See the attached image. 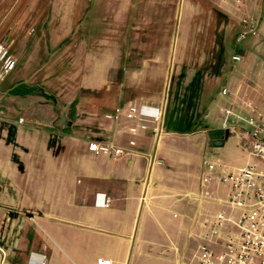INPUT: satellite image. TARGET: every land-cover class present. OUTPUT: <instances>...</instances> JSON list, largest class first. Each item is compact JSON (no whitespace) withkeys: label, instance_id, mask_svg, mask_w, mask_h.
Masks as SVG:
<instances>
[{"label":"crops","instance_id":"1","mask_svg":"<svg viewBox=\"0 0 264 264\" xmlns=\"http://www.w3.org/2000/svg\"><path fill=\"white\" fill-rule=\"evenodd\" d=\"M216 2L237 34L231 62L206 74L197 96L189 100L205 112L204 128H195L192 115L171 118L164 102L135 100L120 107L122 112L130 104L163 107L165 134L157 147L150 130L141 131L123 115L109 119L115 108L102 114L109 105L99 94L79 91L65 106L59 92L55 100L49 98L52 93L40 92L44 88L35 85L49 84L48 67L35 69L32 57L20 59L11 46L17 66L8 76L14 78L11 89L0 97V264H166L159 254L163 249L175 252L176 264L190 262L198 227L229 210L228 187L214 183L211 198L204 196L205 156L210 149L222 162L224 155L235 156L230 163L234 171L254 161L239 129L229 133L223 146L213 147L220 139L214 133L224 130L225 110L244 116L251 106L264 113V0ZM89 6L90 0H50L49 34L77 33ZM244 17L258 20L260 37L238 43ZM174 120L193 128L172 129L168 121ZM238 125L246 126L242 121ZM132 140L137 154L129 157L96 156L88 150L91 141L128 146ZM193 148L201 153L198 162ZM153 151L163 166L150 167L147 155ZM98 195H105L107 206L97 204Z\"/></svg>","mask_w":264,"mask_h":264},{"label":"rangeland","instance_id":"2","mask_svg":"<svg viewBox=\"0 0 264 264\" xmlns=\"http://www.w3.org/2000/svg\"><path fill=\"white\" fill-rule=\"evenodd\" d=\"M49 6L50 0H0V43L9 45L10 52L12 46L20 59L32 57L35 69L48 67L49 84H37L36 89L43 87L40 92L52 93L51 99L62 98L65 106L79 91L99 94L103 105H109L99 111L102 114L135 100L164 102L171 118L186 120L192 115L195 128H204L205 112L189 100L197 96L206 74L231 62L237 34L216 0H90L77 33L68 37L49 34ZM46 45L51 48L46 50ZM38 46L43 49L31 52ZM13 79L0 82V97L11 89ZM168 125L175 130L193 128L175 120ZM236 146L243 149L242 142ZM211 150L205 158L215 157ZM191 155L198 162L201 153L193 148ZM223 158L229 168L235 163L231 154ZM159 254L166 264H176L174 251L163 249Z\"/></svg>","mask_w":264,"mask_h":264},{"label":"built area","instance_id":"3","mask_svg":"<svg viewBox=\"0 0 264 264\" xmlns=\"http://www.w3.org/2000/svg\"><path fill=\"white\" fill-rule=\"evenodd\" d=\"M250 37H260L259 22L244 17L241 19L237 42L242 43ZM241 59L240 56L233 57L234 61ZM16 66L17 61L11 54L9 45L0 43V82H4ZM222 93L226 95L227 89H223ZM249 108L250 112L244 116L235 115L231 109L225 110L223 128L232 134H237L238 129L240 130L244 146L254 161L234 171L215 157L204 159L201 178L204 196L211 198L209 187L214 183L228 187L226 204L229 210L217 213L198 227L197 248L188 264H264V113L255 111L251 106ZM120 115L136 122L141 131L150 130L154 146H158L165 134L162 106L130 104L123 112L119 109L107 117L118 119ZM240 121L246 126L241 128L238 125ZM136 148L135 140L130 141L128 146L97 141L88 144V150L92 154L115 159L137 154ZM147 159L151 168L164 165L156 151L149 153ZM97 204L108 205L105 195L97 196ZM40 264L45 262L42 260Z\"/></svg>","mask_w":264,"mask_h":264},{"label":"water","instance_id":"4","mask_svg":"<svg viewBox=\"0 0 264 264\" xmlns=\"http://www.w3.org/2000/svg\"><path fill=\"white\" fill-rule=\"evenodd\" d=\"M215 137H220L219 140L213 142V147H221L224 145L225 138L229 136V133L225 130H218L214 133Z\"/></svg>","mask_w":264,"mask_h":264}]
</instances>
